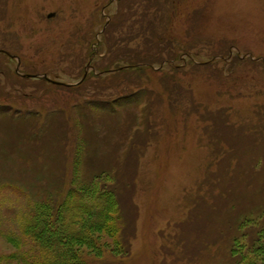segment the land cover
<instances>
[{
	"label": "rangeland",
	"instance_id": "1",
	"mask_svg": "<svg viewBox=\"0 0 264 264\" xmlns=\"http://www.w3.org/2000/svg\"><path fill=\"white\" fill-rule=\"evenodd\" d=\"M87 185L117 201L89 260L264 246V0H0V264H41L25 221Z\"/></svg>",
	"mask_w": 264,
	"mask_h": 264
},
{
	"label": "trees",
	"instance_id": "2",
	"mask_svg": "<svg viewBox=\"0 0 264 264\" xmlns=\"http://www.w3.org/2000/svg\"><path fill=\"white\" fill-rule=\"evenodd\" d=\"M66 196L61 201L48 197L36 203L23 225V237L30 242V250L39 253L41 264H101L79 254L74 244L90 241L92 232L109 225V220L112 221L110 212L117 205L116 197L111 190L89 189L88 185L71 189ZM251 237L253 242L245 253L241 254L238 248L232 249L237 257L233 264H264V246L259 244L261 239ZM15 241L21 242L20 239ZM121 243L124 247L121 245L119 250L123 254L129 253L130 238L122 235ZM237 252H240L239 257ZM26 259L23 258L28 262Z\"/></svg>",
	"mask_w": 264,
	"mask_h": 264
}]
</instances>
